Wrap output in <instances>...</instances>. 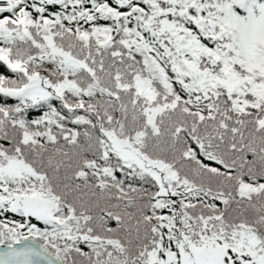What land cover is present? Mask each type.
<instances>
[{
	"label": "trees",
	"instance_id": "16d2710c",
	"mask_svg": "<svg viewBox=\"0 0 264 264\" xmlns=\"http://www.w3.org/2000/svg\"><path fill=\"white\" fill-rule=\"evenodd\" d=\"M34 74L61 95L15 94ZM110 133L177 179L127 162ZM11 158L33 173L0 178V195L57 207L41 219L1 201L6 244L37 239L64 264H148L243 229L264 247V0H0Z\"/></svg>",
	"mask_w": 264,
	"mask_h": 264
},
{
	"label": "rangeland",
	"instance_id": "374dc122",
	"mask_svg": "<svg viewBox=\"0 0 264 264\" xmlns=\"http://www.w3.org/2000/svg\"><path fill=\"white\" fill-rule=\"evenodd\" d=\"M62 89L60 84H52L40 74H34L30 77L29 84L15 91V94L23 93L32 99H39L54 94L61 95ZM109 140L127 162H135L151 171L161 182H165L164 186L166 182L177 179L169 165L148 158L130 140L118 138L114 133L109 134ZM24 173L33 171L19 159L11 158L6 164H0V178L20 176ZM0 202H6L9 208L16 212L19 208H24L26 213L23 215H34L41 219H52L57 207V203L47 200L38 193L29 195L13 193V197L0 195ZM260 243V238L255 232L243 229L230 242L218 243L210 240L196 244L184 241L177 250L165 251L164 255L160 249H155L148 264H264V247H260Z\"/></svg>",
	"mask_w": 264,
	"mask_h": 264
},
{
	"label": "water",
	"instance_id": "95a60500",
	"mask_svg": "<svg viewBox=\"0 0 264 264\" xmlns=\"http://www.w3.org/2000/svg\"><path fill=\"white\" fill-rule=\"evenodd\" d=\"M98 1L91 0L93 9L97 7ZM18 211L22 214L26 212L23 208H19ZM4 231V228L0 225V239ZM88 236V234H85L84 239ZM0 264H64V261L60 254L44 243L26 237L12 244L0 242Z\"/></svg>",
	"mask_w": 264,
	"mask_h": 264
}]
</instances>
